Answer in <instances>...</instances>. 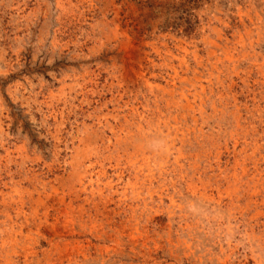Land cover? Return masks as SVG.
<instances>
[{
    "label": "rangeland",
    "instance_id": "obj_1",
    "mask_svg": "<svg viewBox=\"0 0 264 264\" xmlns=\"http://www.w3.org/2000/svg\"><path fill=\"white\" fill-rule=\"evenodd\" d=\"M182 3L0 0V264H264V0Z\"/></svg>",
    "mask_w": 264,
    "mask_h": 264
},
{
    "label": "bare ground",
    "instance_id": "obj_2",
    "mask_svg": "<svg viewBox=\"0 0 264 264\" xmlns=\"http://www.w3.org/2000/svg\"><path fill=\"white\" fill-rule=\"evenodd\" d=\"M257 15H258V14H257ZM258 16H259V15H258ZM254 46H255V45H254ZM258 46H259V45H258ZM258 55H259V54H258ZM260 56H261V55H260ZM165 57H166V56H165ZM255 57H256V56H255ZM166 60H167V59H166ZM254 60H255V59H254ZM255 62H256V61H255ZM262 62H263V61H262ZM250 64H251V63H250ZM255 65H257V64H255ZM255 65H253V66H255ZM232 66H233V65H232ZM235 66H236V65H235ZM232 68H233V67H232ZM248 68H249V66H248ZM256 68H257V66H256ZM259 68H260V67H259ZM229 69H230V68H229ZM233 69H234V68H233ZM258 70H259V69H258ZM253 71H254V70H253ZM228 72H229V71H228ZM241 72H242V71H241ZM241 72H240V73H241ZM245 72H246V70H245ZM221 73H222V72H221ZM231 73H232V72H231ZM235 73H238V72H235ZM219 74H220V73H219ZM228 74H229V73H228ZM232 74H233V73H232ZM247 74H249V73H247ZM261 74H262V73H261ZM220 75H221V74H220ZM223 75H224V74H223ZM238 75H239V74H238ZM251 75H252V74H251ZM213 76H214V75H213ZM231 77H232V76H231ZM213 78H214V77H213ZM218 78H219V77H218ZM224 78H226V77H224ZM245 78H246V77H245ZM245 78H244V79H245ZM250 78H251V77H250ZM260 78H261V77H260ZM239 79H240V78H239ZM219 80H220V79H219ZM224 81H225V80H224ZM258 82H259V81H258ZM254 83H255V81H254ZM262 83H263V82H262ZM218 84H219V83H218ZM215 85H216V84H215ZM215 85H214V86H215ZM220 85H221V84H220ZM252 85H253V84H252ZM212 87H213V86H212ZM221 87H222V86H221ZM237 87H238V86H237ZM249 87H250V86H249ZM261 87H262V86H261ZM202 88H204V87H202ZM209 88H210V87H209ZM217 88H218V87H217ZM234 88H235V87H234ZM161 89H162V88H161ZM183 89H184V88H183ZM227 89H228V87H227ZM231 89H232V88H231ZM246 89H247V86H246ZM252 89H253V88H252ZM216 90H217V89H216ZM222 90H223V88H222ZM232 90H233V89H232ZM161 91H162V90H161ZM204 91H205V90H204ZM204 91H202V92H204ZM239 91L241 92V90H239ZM249 91H250V90H249ZM174 92H175V91H174ZM182 92H183V91H182ZM182 92H181V93H182ZM208 92H209V94H210V91H208ZM232 92H233V91H232ZM236 92H237V91H236ZM261 92H262V91H261ZM166 93H167V92H166ZM217 93H218V92H217ZM224 93H225V92H224ZM164 94H165V93H164ZM202 94H203V93H202ZM213 94H214V93H213ZM231 94H232V93H231ZM242 94H243V93H242ZM234 95H235V94H234ZM236 95H237V94H236ZM236 95H235V96H236ZM246 95H247V94H246ZM251 95H252V94H251ZM259 95H260V93H259ZM238 96H239V95H238ZM240 96H241V94H240ZM262 96H263V95H262ZM193 97H194V96H193ZM197 97H198V96H197ZM226 97H227V96H226ZM254 97H255V95H254ZM254 97H253V98H254ZM186 98H187V97H186ZM189 98H190V97H189ZM249 98H250V97H249ZM206 99H207V98H206ZM224 99H225V98H224ZM208 100H209V99H208ZM260 100H261V99H259V101H260ZM174 101H175V100H174ZM205 101H206V100H205ZM228 101H229V100H228ZM242 101H243V100H242ZM188 102H189V100H188ZM190 102H191V101H190ZM203 102H204V101H203ZM203 102H202V103H203ZM218 103H219V102H218ZM220 103H221V101H220ZM225 103H226V102H225ZM248 103H249V102H248ZM254 103H255V102H254ZM258 103H259V102H258ZM252 105H253V104H252ZM263 105H264V104H263ZM181 106H182V105H181ZM245 106H246V105H245ZM245 106H244V107H245ZM258 106H259V105H258ZM171 107H172V106H171ZM186 107H187V106H186ZM202 108H203V107H202ZM232 108H234V106H232ZM213 109H215V108L213 107L212 110H213ZM226 109H227V108H226ZM237 109H239V108H237ZM252 109H253V108H252ZM257 109H258V108H257ZM173 110H174V109H173ZM242 110H243V109H242ZM246 110H247V108H246ZM249 110H250V109H249ZM254 110H255V109H254ZM258 110H259V109H258ZM171 111H172V110H171ZM235 111H236V110H235ZM237 111H238V110H237ZM178 112H179V111H178ZM181 112H182V111H181ZM214 112H215V111H214ZM160 113H161V112H160ZM176 113H177V112H176ZM215 113H216V112H215ZM230 113H231V111H230ZM244 113H245V112H244ZM248 113H249V111H248ZM170 114H171V113H170ZM221 114H222V113H221ZM232 114L234 115V113H232ZM259 114H260V113H259ZM174 115H175V114H174ZM248 115H249V114H248ZM252 115H253V114H252ZM257 115H258V114H257ZM261 115H262V114H261ZM171 116H172V115H171ZM223 116H224V115H223ZM225 116H226V115H225ZM229 117H230V116H229ZM233 117H234V116H233ZM233 117H232V118H233ZM238 117H239V116H238ZM255 117H256V116H255ZM172 118H173V117H172ZM247 118H248V117H247ZM249 118H250V117H249ZM261 118H262V117H261ZM216 119H217V118H216ZM233 119H234V118H233ZM195 120H196V118H195ZM218 120H220V119H218ZM182 121H183V120H182ZM235 121H236V120H235ZM167 122H168V121H167ZM180 122H181V121H180ZM180 122H179V123H180ZM255 122H256V121H255ZM255 122H254V123H255ZM165 123H166V122H165ZM254 123H253V124H254ZM257 123H258V122H257ZM169 124H170V123H169ZM214 124H215V123H214ZM234 124H235V123H234ZM244 124H245V123H244ZM150 125H151V124H150ZM181 125H182V124H181ZM238 125H239V123H238ZM240 126H241V125H240ZM149 127H150V126H149ZM176 127H177V126H176ZM176 127H175V128H176ZM219 127H220V126H219ZM250 127H251V126H250ZM199 128H200V127H199ZM239 128H240V127H239ZM244 128H245V127H244ZM251 128H252V127H251ZM255 128H256V127H255ZM245 129H246V128H245ZM236 130H237V129H236ZM243 130H244V129H243ZM176 131H177V130H176ZM231 131H232V130H231ZM237 131H238V130H237ZM251 131H252V130H251ZM260 131H261V130H260ZM169 132H170V131H169ZM239 132H240V131H239ZM160 133H161V132H160ZM255 133H256V132H255ZM219 134H221V133H219ZM229 134H230V133H229ZM233 134H234V133H233ZM237 134H238V133H237ZM242 135H243V134H242ZM242 135H241V136H242ZM229 136H230V135H229ZM252 136H253V135H252ZM262 136H263V135H262ZM262 136H261V137H262ZM236 137H238V136L236 135ZM248 137H249V136H248ZM259 137H260V136H259ZM261 137H260V138H261ZM232 138H233V137H232ZM243 138H245V137H243ZM249 138H250V137H249ZM249 138H248V139H249ZM252 138H253V137H252ZM252 138H251V140H252ZM164 139H165V138H164ZM164 139H163V140H164ZM197 139H198V138H197ZM239 139H240V138H239ZM138 140H139V139H138ZM146 140H147V139H146ZM157 140H158V139H157ZM233 140H234V139H233ZM240 140H241V139H240ZM159 141H160V140H159ZM237 141H238V140H237ZM246 141H247V140H246ZM254 141H255V140H254ZM260 141H261V140H260ZM148 142H149V141H148ZM151 142H152V141H151ZM153 142H154V141H153ZM165 142H166V141H165ZM185 142H186V141H185ZM202 142H203V141H202ZM238 142H239V141H238ZM257 142H258V141H257ZM197 144H199V143H197ZM232 144H233V143H232ZM236 144H237V143H236ZM236 144H235V145H236ZM238 144H239V143H238ZM151 145H152V144H151ZM229 145H230V144H229ZM246 145H247V144H246ZM249 145H250V144H249ZM233 146H234V145H233ZM237 146H238V145H237ZM242 146H243V145H242ZM244 146H245V145H244ZM253 146H254V145H253ZM125 147H126V146H125ZM198 147H199V145H198ZM226 147H227V145H226ZM246 147H247V146H246ZM241 148H242V147H241ZM248 148H249V147H248ZM252 148H253V147H252ZM258 148H259V147H258ZM148 149H149V148H148ZM125 150H126V149H125ZM227 150H228V149H227ZM237 150H238V149H237ZM245 150H246V149H245ZM247 150H248V149H247ZM258 150H259V149H258ZM261 150H262V149H261ZM143 151H144V150H143ZM143 151H142V152H143ZM225 151H226V150H225ZM243 151H244V149H243ZM237 152H238V151H237ZM239 152H240V151H239ZM239 152H238V153H239ZM252 152H253V151H252ZM255 152H257V151L255 150ZM220 153H221V152H220ZM233 153H234V152H233ZM240 153H241V152H240ZM253 153H254V152H253ZM234 154H235V153H234ZM249 154H250V152H249ZM254 154H255V153H254ZM254 154H253V156H254ZM259 154H260V153H259ZM137 155H138V154H137ZM145 155H146V154H145ZM227 155H228V154H227ZM236 155H237V154H236ZM236 155H235V156H236ZM242 155H243V154H242ZM251 155H252V154H251ZM248 156H250V155H248ZM226 157H227V156H226ZM233 157H234V156H233ZM246 157H247V156H246ZM149 158H150V157H149ZM219 158H220V157H219ZM244 158H245V157H244ZM247 158H248V157H247ZM259 158H260V157H259ZM196 159H197V158H196ZM211 159H212V158H211ZM217 159H218V158H217ZM237 159H238V158H237ZM250 159H252V158H250ZM254 159H255V158H254ZM235 160H236V159H235ZM239 160H240V158H239ZM244 160H245V159H244ZM247 160H248V159H247ZM263 160H264V159H263ZM158 161H159V160H158ZM173 161H174V160H173ZM236 161H237V160H236ZM261 161H262V160H261ZM184 162H185V161H184ZM206 162H207V160H206ZM262 162H263V161H262ZM148 163H149V162H148ZM254 163H255V162H254ZM254 163H253V164H254ZM257 163H258V161H257ZM257 163H256V164H257ZM208 164H209V163H208ZM210 164H212V162H211ZM213 164H214V163H213ZM235 164H237V163L235 162ZM240 164H241V163H240ZM243 164H244V163H243ZM249 164H250V162H249ZM249 164H248V165H249ZM251 164H252V163H251ZM256 164H255V165H256ZM149 165H150V164H149ZM199 165H200V164H199ZM223 165H224V164H223ZM245 165H246V164H245ZM258 165H259V164H258ZM260 165H261V164H260ZM195 166H196V165H195ZM219 166H220V165H219ZM232 166H233V165H232ZM238 166H239V165H238ZM262 166H263V165H262ZM150 167H151V166H150ZM180 167H181V166H180ZM215 167H216V166H215ZM182 168H183V167H182ZM207 168H208V167H207ZM209 168H210V167H209ZM217 168H218V167H216V169H217ZM230 168H231V167H230ZM141 169H142V168H141ZM149 169H150V168H149ZM177 169H178V168H177ZM183 169H184V168H183ZM205 169H206V168H205ZM205 169H204V170H205ZM214 169H215V168H214ZM233 169H234V168H233ZM237 169H238V168H237ZM245 169H246V168H245ZM252 169H253V168H252ZM254 169H255V168H254ZM262 169H263V168H262ZM150 170H151V169H150ZM238 170H239V169H238ZM246 170H247V169H246ZM195 171H197V170H195ZM208 171H211V170H208ZM241 171H242V170H241ZM254 171H255V170H254ZM258 171H259V170H258ZM148 172H150V171H148ZM180 172H181V171H180ZM185 172H186V171H185ZM200 172H201V171H200ZM206 172H207V171H206ZM215 172H217V171H215ZM226 172H227V171H226ZM235 172H236V171H235ZM140 173H141V172H140ZM243 173H245V172H243ZM144 174H145V173H144ZM149 174H150V173H149ZM194 174H196V172H195ZM211 174H212V172H211ZM234 174H235V173H234ZM204 175H205V174H204ZM225 175H226V174H225ZM227 175H228V173H227ZM236 175H237V174H236ZM242 175H243V174H242ZM242 175H241V176H242ZM248 175H249V174H247L246 176H248ZM257 175H258V174H257ZM257 175H256V176H257ZM138 176H139V175H138ZM202 176H203V175H202ZM250 176H251V175H250ZM148 177H149V176H148ZM148 177H147V178H148ZM252 177H253V176H252ZM153 178H154V177H153ZM227 178H228V177H227ZM259 178H260V177H259ZM164 179H165V177H164ZM194 179H195V178H194ZM194 179H193V180H194ZM263 179H264V178H263ZM132 180H133V179H132ZM132 180H131V181H132ZM153 180H154V179H153ZM185 180H186V179H185ZM188 180H189V179H188ZM247 180H248V179H247ZM253 180H254V179H253ZM135 181H136V179H135ZM147 181H148V180H147ZM154 181H155V180H154ZM205 181H206V180H205ZM213 181H214V180H213ZM221 181H222V180H221ZM248 181H249V180H248ZM255 181H256V180H255ZM258 181H259V180H258ZM263 181H264V180H263ZM187 182H188V181H187ZM200 182H201V181H200ZM206 182H207V181H206ZM236 182H237V181H236ZM147 183H148V182H147ZM190 183H191V181H190ZM194 183H195V182H194ZM226 183H227V182H226ZM228 183H229V182H228ZM137 184H138V183H137ZM175 184H176V183H175ZM210 184H211V183H210ZM244 184H245V183H244ZM246 184H248V183H246ZM255 184H256V183H255ZM128 185H129V184H128ZM156 185H157V184H156ZM195 185L197 186V184H195ZM200 185H201V184H200ZM152 186H153V185H152ZM192 186H193V185H192ZM196 186H195V188H197ZM206 186H207V185H206ZM211 186H212V185H211ZM215 186H216V185H215ZM220 186H221V185H220ZM220 186H219V187H220ZM173 187H174V186H173ZM187 187H188V186H187ZM193 187H194V186H193ZM202 187H204V185H203ZM207 187H208V186H207ZM207 187H206V188H207ZM228 187H229V186H228ZM111 188H112V187H111ZM149 188H150V187H149ZM175 188H176V186H175ZM190 188H191V187H190ZM216 188H218V187H216ZM234 188H235V187H234ZM250 188H251V187H250ZM250 188H249V190H250ZM136 189H137V188H136ZM159 189H160V188H159ZM193 189H194V188H193ZM204 189H205V188H204ZM204 189H203V190H204ZM214 189H215V188H214ZM236 189H237V188H236ZM200 190H201V189H200ZM262 190H263V189H262ZM262 190H261V191H262ZM178 191H179V190H178ZM192 191H193V190H192ZM208 191H209V190H208ZM222 191H223V190H222ZM243 191H244V190H243ZM254 191H255V190H254ZM257 191H258V190H257ZM194 192H195V190H194ZM196 192H197V191H196ZM196 192H195V193H196ZM205 192H206V191H205ZM237 192H238V190H237ZM246 192H247V191H246ZM246 192H245V193H246ZM258 192H259V191H258ZM209 193H210V192H209ZM216 193H217V192H216ZM218 193H219V192H218ZM235 193H236V192H235ZM250 193H251V192H250ZM253 193H254V192H253ZM201 195H202V194H201ZM215 195H216V194H215ZM250 195H251V194H250ZM258 195H259V194H258ZM179 196H180V195H179ZM242 196H243V195H242ZM255 196H256V195H255ZM173 197H174V196H173ZM186 197H187V196H186ZM186 197H185V198H186ZM220 197H222V196H220ZM253 197H254V196H253ZM256 197H257V196H256ZM260 197H261V196H260ZM234 198H235V197H234ZM243 198H244V197H243ZM204 199H205V198H204ZM221 199H222V198H221ZM211 200H212V199H211ZM217 200H218V199H217ZM199 201H200V200H199ZM241 201H242V200H241ZM203 202H204V201H203ZM217 202H218V201H217ZM220 202H221V201H220ZM235 202H236V201H235ZM252 202H253V201H252ZM261 202H262V201H261ZM227 203H228V201H227ZM262 203H264V202H262ZM104 204H105V202H104ZM222 204H223V203H222ZM231 204H232V203H231ZM231 204H230V205H231ZM252 204H253V203H252ZM4 205H5V204H4ZM209 205H210V204H209ZM225 205H226V204H225ZM247 205H248V204H247ZM261 205H262V204H261ZM117 206H118V205H117ZM237 206H239V205H237ZM7 207H8V206H7ZM249 207H250V206H249ZM249 207H248V208H249ZM245 208H246V207H245ZM248 208H247V209H248ZM9 209H10V208H9ZM130 209H131V208H130ZM134 209H135V208H134ZM138 209H139V208H138ZM215 209H216V208H215ZM219 209H220V208H219ZM234 209H235V208H234ZM234 209H233V210H234ZM255 209H256V207H255ZM4 210H5V209H4ZM195 210H196V209H195ZM235 210H236V209H235ZM6 211H7V210H6ZM10 211H11V210H10ZM10 211H9V212H10ZM215 211H216V210H215ZM248 211H249V210H248ZM4 212H5V211H4ZM133 212H134V211H133ZM234 212H235V211H234ZM252 212H253V211H252ZM130 213H131V212H130ZM241 213H242V212H241ZM257 213H258V212H257ZM15 214H16V213H15ZM24 214H25V213H24ZM231 214H232V213H230V216H231ZM233 214H235V213H233ZM5 215H6V214H5ZM245 215H246V214H245ZM256 215H257V214H255V216H256ZM262 215H264V214L262 213ZM20 216H22V215H20ZM134 216H135V215H134ZM156 216H157V215H156ZM156 216H155V217H156ZM242 216H243V215H242ZM252 216H253V215H252ZM18 217H19V216H18ZM202 217H203V216H202ZM239 217H241V216H239ZM7 218H9V217H7ZM148 218H149V217H148ZM227 218H228V217H227ZM242 218H243V217H242ZM9 219H10V218H9ZM24 219H25V218H24ZM127 219H128V218H127ZM212 219H213V218H212ZM214 219H215V218H214ZM214 219H213V220H214ZM244 219H246V218H244ZM14 220H15V219H14ZM28 220H29V219H28ZM141 220H142V219H141ZM154 220H155V219H154ZM172 220H173V219H172ZM254 220H255V219H254ZM258 220H259V219H258ZM15 221H16V220H15ZM186 221H187V220H186ZM207 221H208V220H207ZM10 222H11V220H10ZM220 222H221V221H220ZM238 222H239V221H238ZM125 223H126V222H125ZM129 223H131V222H129ZM170 223H171V222H170ZM188 223H189V222H188ZM194 223H195V222H194ZM194 223H193V224H194ZM236 223H237V222H236ZM244 223H245V222H244ZM261 223H262V222H261ZM15 224H16V223H15ZM21 224H22V223H21ZM23 224H25V223H23ZM26 224H27V223H26ZM26 224H25V225H26ZM154 224H155V223H154ZM183 224H184V223H183ZM213 224H214V223H213ZM231 224H232V223H231ZM238 224H239V223H238ZM248 224H249V223H248ZM250 224H251V223H250ZM118 225H119V224H118ZM123 225H124V223H123ZM134 225H135V223H134ZM240 225H241V224H240ZM262 225H263V224H262ZM13 226H14V225H13ZM116 226H117V225H116ZM168 226H169V225H168ZM235 226H236V225H235ZM19 227H20V226H19ZM123 227H125V225H124ZM178 227H179V226H178ZM191 227H192V226H191ZM227 227H228V226H227ZM251 227H252V226H251ZM24 228H25V227H24ZM130 228H131V226H130ZM157 228H158V227H157ZM188 228H189V227H188ZM188 228H187V229H188ZM192 228H193V227H192ZM199 228H200V227H199ZM218 228H219V227H218ZM247 228H248V227H247ZM4 229H5V228H4ZM19 229H20V228H19ZM154 229H155V228H154ZM176 229H177V228H176ZM245 229H246V228H245ZM252 229H253V228H252ZM252 229H251V231H252ZM261 229H262V228H261ZM261 229H259V231H260ZM6 230H7V229H6ZM12 230H13V228H12ZM16 230H17V229H16ZM20 230H21V229H20ZM119 230H120V229H119ZM163 230H164V229H163ZM222 230H223V228H222ZM247 230H248V229H247ZM126 231H128V230H126ZM220 231H221V230H220ZM117 232H118V230H117ZM185 232H186V231H185ZM229 232H230V231H229ZM247 232H248V231H247ZM253 232H254V231H253ZM12 233H13V232H12ZM159 233H160V232H159ZM195 233H196V232H195ZM13 234H14V233H13ZM19 234H20V233H19ZM178 234H179V233H178ZM191 234H192V233H191ZM193 234H194V233H193ZM193 234H192V235H193ZM247 234H248V233H247ZM261 234H262V233H261ZM15 235H16V233H15ZM20 235H21V234H20ZM154 235H155V234H154ZM244 235H245V234H244ZM248 235H249V234H248ZM248 235H247V236H248ZM253 235H254V234H253ZM7 236H8V235H7ZM12 236H14V235H12ZM155 236H156V235H155ZM162 236H163V235H162ZM257 236H258V235H257ZM257 236H255V237H257ZM202 237H203V236H202ZM233 237H234V236H233ZM245 237H246V236H245ZM8 239H9V238H7V240H8ZM183 239H184V238H183ZM250 239H251V238H250ZM252 239H253V238H252ZM169 240H170V239H169ZM260 240H261V239H260ZM262 240H263V239H262ZM3 241H4V240H3ZM219 241H220V240H219ZM184 242H185V241H184ZM230 242H231V241H230ZM247 242H248V241H247ZM213 243H214V242H213ZM214 244H215V243H214ZM253 245H254V244H253ZM257 245H258V244H256V247H257ZM2 247H3V246H2ZM220 247H221V246H220ZM223 248H224V247H223ZM236 248L238 249L237 246H236ZM225 249H226V248H225ZM231 249H232V248H231ZM2 250H3V248H2ZM207 250H208V249H207ZM235 250H236V249H234V251H235ZM237 251H238V250H237ZM214 252H215V251H214ZM251 252H252V250H251ZM251 252H250V253H251ZM231 254H232V253H231ZM233 254H234V253H233ZM5 256H7V255H5ZM230 256H231V255H230ZM257 257H258V256H257ZM5 258H6V257H5ZM262 258H263V257H262ZM9 259H10V258H9ZM225 259H226V258H225ZM227 259H228V258H227ZM7 260H8V259H7ZM219 260H220V259H219ZM236 260H237V259H236ZM249 260H250V259H249ZM255 260H256V259H255ZM0 261H1V260H0ZM258 261H260V260H258ZM220 262H221V261H220ZM247 262H248V261H247ZM260 262H261V261H260ZM260 262H259V263H260ZM221 263H222V262H221ZM253 263H254V262H253ZM260 264H261V263H260Z\"/></svg>",
    "mask_w": 264,
    "mask_h": 264
},
{
    "label": "trees",
    "instance_id": "obj_3",
    "mask_svg": "<svg viewBox=\"0 0 264 264\" xmlns=\"http://www.w3.org/2000/svg\"><path fill=\"white\" fill-rule=\"evenodd\" d=\"M202 0H183V6L186 11L195 10V6L199 4Z\"/></svg>",
    "mask_w": 264,
    "mask_h": 264
}]
</instances>
